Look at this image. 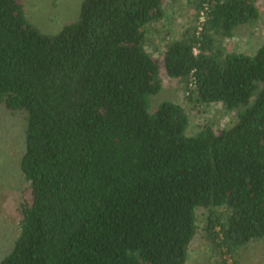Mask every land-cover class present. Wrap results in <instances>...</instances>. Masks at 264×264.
I'll return each mask as SVG.
<instances>
[{
    "label": "trees",
    "instance_id": "obj_1",
    "mask_svg": "<svg viewBox=\"0 0 264 264\" xmlns=\"http://www.w3.org/2000/svg\"><path fill=\"white\" fill-rule=\"evenodd\" d=\"M188 5L192 25L151 51L165 0H83L55 34L23 0H0V109L25 116L27 182L0 264H187L200 231L220 264H244L264 240V46L223 44L259 19L257 0ZM154 51L192 110L216 104L236 122L190 135L183 105L153 109Z\"/></svg>",
    "mask_w": 264,
    "mask_h": 264
},
{
    "label": "rangeland",
    "instance_id": "obj_2",
    "mask_svg": "<svg viewBox=\"0 0 264 264\" xmlns=\"http://www.w3.org/2000/svg\"><path fill=\"white\" fill-rule=\"evenodd\" d=\"M23 1L28 19L43 33L55 34L66 23L78 18L83 0ZM188 1L165 0V18L151 26V41L148 44L151 51L154 44L160 43L165 37H177L182 29L190 27L196 20L195 10L188 5ZM257 4L259 19L255 23L241 26L231 39L223 41L229 51L251 55L264 46V0H257ZM154 53L160 57L163 87L152 99L153 109L165 100L183 105L191 118L188 131L190 135L196 134L206 123H212L218 128H228L236 122L235 112H227L216 104L205 108L198 106L192 110V105L185 102L179 80L165 73L163 56L158 51ZM24 117L23 114L12 115L0 109V263L13 249L19 221L18 199L22 189L27 186L19 167L25 152ZM243 263L264 264V240L244 250ZM187 264H220L202 231L191 247Z\"/></svg>",
    "mask_w": 264,
    "mask_h": 264
}]
</instances>
